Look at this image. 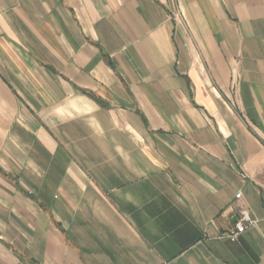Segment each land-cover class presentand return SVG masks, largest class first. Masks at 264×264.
Masks as SVG:
<instances>
[{
  "label": "crops",
  "instance_id": "crops-1",
  "mask_svg": "<svg viewBox=\"0 0 264 264\" xmlns=\"http://www.w3.org/2000/svg\"><path fill=\"white\" fill-rule=\"evenodd\" d=\"M0 264H264V0H0Z\"/></svg>",
  "mask_w": 264,
  "mask_h": 264
},
{
  "label": "built area",
  "instance_id": "built-area-1",
  "mask_svg": "<svg viewBox=\"0 0 264 264\" xmlns=\"http://www.w3.org/2000/svg\"><path fill=\"white\" fill-rule=\"evenodd\" d=\"M235 197L239 199L241 197V192H237ZM257 220L252 218L245 207L242 205L238 208V219L233 225V228L228 233V237L231 240H237L239 234L247 227L251 225H255Z\"/></svg>",
  "mask_w": 264,
  "mask_h": 264
}]
</instances>
